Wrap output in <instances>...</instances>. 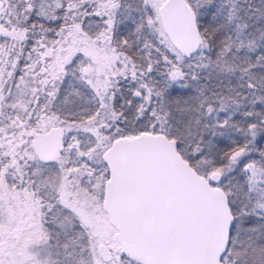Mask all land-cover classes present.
I'll return each instance as SVG.
<instances>
[{
    "label": "snow or ice",
    "instance_id": "snow-or-ice-1",
    "mask_svg": "<svg viewBox=\"0 0 264 264\" xmlns=\"http://www.w3.org/2000/svg\"><path fill=\"white\" fill-rule=\"evenodd\" d=\"M0 264H264V0H0Z\"/></svg>",
    "mask_w": 264,
    "mask_h": 264
}]
</instances>
